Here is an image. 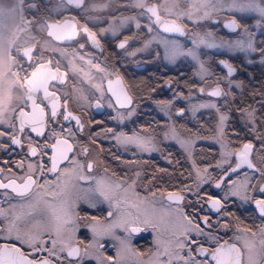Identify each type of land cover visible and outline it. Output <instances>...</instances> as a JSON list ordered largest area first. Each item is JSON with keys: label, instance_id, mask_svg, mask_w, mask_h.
Masks as SVG:
<instances>
[{"label": "flooded vegetation", "instance_id": "flooded-vegetation-1", "mask_svg": "<svg viewBox=\"0 0 264 264\" xmlns=\"http://www.w3.org/2000/svg\"><path fill=\"white\" fill-rule=\"evenodd\" d=\"M147 3H161V0H147ZM94 4L104 7L93 8ZM24 15L26 19L34 20L31 35L36 37L39 45L48 41L43 52L45 58L59 61L61 72L67 73L63 81H57L50 87V91L61 97V105L67 99V111L78 116L83 127L78 126L75 119L64 120V109L61 107L57 116L48 121L41 136L27 125L23 132L20 131L19 110L5 113L2 117L4 122L0 123V132L5 133L0 135V169L3 170L0 180L7 183L9 177L23 176L29 164L37 165L42 161L45 174L40 177V183L48 181L55 184L57 173L47 172V167L51 166V149H44L47 155L41 153L33 157L29 144L43 149L45 142H55L52 138L54 132L61 133L71 137L73 152L69 153L70 160L62 161L59 168H71L72 157L85 165L83 175L86 179L60 177L61 184L68 182L75 213L80 217H96L105 224L110 222L115 217H108V212L115 213L116 209L110 208L109 202L100 195V183H126L129 191L125 193L121 190L119 195L133 200L135 197L129 186L134 183V192L148 202L147 210L152 214L156 211L154 217L158 220V227L134 233L131 250L127 252L120 250L119 241L114 236L105 235L100 239L103 247L99 251L89 249L84 255L83 248L93 240V233L86 226L90 220L83 219L76 222L74 233L76 240L83 241L79 256L69 257L67 250L59 252L58 249L57 256H49L46 250L32 252L27 244L4 234H0V244H15L30 254V259L47 257L54 264H100L101 258L106 261L109 256L114 261L119 259L120 264H149L150 261L154 264L156 253L163 252L157 240L166 242L171 239L170 224L175 222L178 209H182L203 229L200 234H190L192 240L199 242L190 245L191 253L188 247L181 251L182 256L190 257L195 264L204 261L215 264L207 253L196 251L200 245L212 249L219 240L220 243L228 241L242 247L243 241L235 239L243 235L240 229L250 228L257 233L259 241L264 217L254 200L260 198L258 189L264 183V176L261 175L264 172V53L261 51L264 49V31L255 34L251 55L221 56L215 65L213 51L207 50L204 59L208 61L203 65L205 73L200 78L197 64L186 56L167 63L164 46L159 41L165 37L187 41L186 36L191 31L188 29H192L189 23L178 21L184 25L181 35L167 33L154 23V18L149 19L150 13L133 7V0H85L79 8L67 4L66 0H24ZM71 17L79 22L80 27V35L74 40L55 41L38 27L46 21L63 22ZM129 17L136 19H126ZM230 18H235L240 24L239 17ZM225 20L220 24V19L215 17L212 23L222 25L228 33L238 32L240 27L237 31L226 29ZM137 21L139 28L136 27ZM212 23L207 21L204 27L212 28ZM85 24L97 33L99 46L83 32ZM101 29L106 31L101 32ZM125 37L129 39L125 47L120 48L118 45ZM80 44L84 47L80 48ZM221 59L231 64L234 68L232 73L220 63ZM94 65H99L104 71H99ZM73 66L82 71H74ZM214 67L219 72L214 73ZM118 77L123 88L121 103L117 102L116 95L108 91L109 80L120 91V86L115 84ZM213 82L216 85L210 86ZM217 87L221 95L212 96L211 92ZM172 90L181 94V98L173 95ZM125 94L131 98V103L124 101ZM41 97L42 94L38 96L37 103H41ZM43 104L47 105L48 101H43ZM30 110L31 102H28L25 111ZM46 111L50 114V105ZM221 117H224L223 122ZM121 135L143 138L148 150L131 141L123 143L124 147L118 145L116 141ZM12 136L21 143L13 144ZM245 143L253 145L250 158L256 167L243 165L236 173L229 171L225 175L229 166H236L235 155L228 154L241 149ZM84 148L88 149L87 153ZM19 162H23V167L19 166ZM89 162L93 163L91 170L86 167ZM198 170L203 179L198 178ZM245 181L249 185L247 189L242 187ZM217 182L219 187H216ZM233 182L240 186L238 195L232 194ZM170 192L180 193L183 200H169ZM209 196L221 200L223 206L219 210L213 209ZM26 203L27 199L17 196L11 189H0V209L6 213L13 205L18 208ZM205 216L208 217L207 224L202 219ZM6 224L7 221L0 216V227ZM115 235L123 237L126 233L123 229H116ZM44 239L48 242L42 247L51 248L50 239L47 236ZM118 251H121L119 257ZM167 259L165 255L159 257L161 261ZM172 264L183 262L173 259Z\"/></svg>", "mask_w": 264, "mask_h": 264}, {"label": "snow or ice", "instance_id": "snow-or-ice-1", "mask_svg": "<svg viewBox=\"0 0 264 264\" xmlns=\"http://www.w3.org/2000/svg\"><path fill=\"white\" fill-rule=\"evenodd\" d=\"M179 2L180 0H173L171 6H169L167 0L163 4H148L147 0H135V6L150 13L149 19L152 20L154 18V23L163 27L164 31L182 32L184 25L178 23L181 17L187 16L188 19H192L193 13L199 14L201 9H203V14L198 15L197 18L208 19L213 12L220 10L217 4H220L221 7L224 4V0H216L215 3H213V0H193L188 9L177 11ZM66 3L69 5L74 4L79 8L84 5L85 0H66ZM92 7L104 6L94 4ZM227 7L230 10L239 12L257 13L260 17L257 24L264 22V0H228ZM167 16H175L176 18L167 19ZM126 19L135 20L136 18L129 17ZM33 24L34 20H28L24 15V0H7V2L6 0H0V123L4 122L2 117L5 113H15L19 110L20 131L23 132L27 125L31 127V131L42 136L48 121L54 119L59 109L63 107V119L66 121L75 119L77 125L82 128L83 125L80 123V118L73 116L70 111H67V99L61 105V97L55 91H50V87H53L57 81H63L67 73L61 72L59 61L54 62L51 58H45L43 52L48 45V41H45L43 45H39L36 37L31 35ZM78 24L79 22L74 17H71L65 18L63 22L46 21L43 24H39L38 27L41 31H46L47 36L55 41H66L74 40L80 35ZM226 26L233 29L241 27L235 18H232ZM136 27H140L139 21L136 22ZM244 27L245 31H247V26ZM82 30L94 44L100 45L97 33L92 31L87 24L82 26ZM149 30H151V25H149ZM100 31L104 32L106 30L101 29ZM128 39L129 37H125L118 46L124 48ZM79 47L83 48L84 44H80ZM248 47L253 48L251 40L248 43ZM53 50L55 51L56 49ZM261 51L264 53V49ZM80 59L83 60V57H80ZM88 63L91 64V61H88ZM94 67L99 71H104V69L99 68V65H94ZM73 70L82 71V69H77L75 66H73ZM232 71L233 69L229 67V72L231 73ZM113 83L111 80L108 81V91L116 95L117 102L121 103L120 92L123 91V88L120 78L118 77L115 81V84L120 86L119 92L117 88L113 87ZM97 87L100 86L98 85ZM200 91L203 92L204 89L201 88ZM41 94V103H37V98ZM211 95L220 96L219 87L213 90ZM43 101H48V104H43ZM124 101L131 103V98L125 94ZM28 102H31V110L25 111ZM49 105L50 114L46 111ZM211 106L214 107V105ZM181 111L183 110L181 109ZM223 120L224 117H221V122ZM12 127L14 128L15 125H12ZM0 135H5V133L0 132ZM52 138L55 142H45L43 149L29 144V152L31 156L36 157L41 153L47 155L44 149H51V166L47 167V172L57 173L55 184H51L48 181H44L43 184L40 183V177L45 174V165L42 161L37 165L29 164L27 172L23 176L9 177L7 183L0 180V189H11L17 196L27 199L26 204H21L18 208L13 205L7 213L0 209V216L7 221L5 226L0 227V234H4L6 237L14 236L21 244H27L32 252L46 250L49 256H57V249L59 252L67 250V255L71 257L81 254L80 245L83 244V241L76 240L74 233L76 222L82 219L90 220V223L86 224V226L90 227L93 233V240L83 248L84 255L88 254L89 249L99 251L103 247L100 244V239L105 235L114 236L119 241L120 250L127 252L131 250V237L134 233H140L148 228L157 229L158 220L147 210V200L141 199L134 192V183L129 186L133 190L134 200L127 196L121 197L119 195L121 190L125 193L129 191V189H122L121 184L106 185L103 182L100 183L98 188L100 195L109 202L110 208L116 209L115 213L112 211L108 212V217H115L110 222L105 224L96 217H80L75 213V205L69 193L68 182L65 181L61 184L60 177L76 176L79 179H86L87 177L83 175L85 165L72 157V167L60 169L59 165L62 161L70 160L69 153L73 152V144L70 142V136H63L61 133L54 132ZM11 139L13 144L19 145L21 143L15 136H12ZM126 140L136 143L144 150H148L147 142L141 137H126ZM252 150L253 145L245 143L241 149L236 150L234 153H229L228 155H235L236 166H229L225 170V175L229 171L236 173L243 165L255 168L256 166L250 158ZM83 151L87 153L88 149L84 148ZM19 166L23 167V162H19ZM86 167L91 170L93 163H87ZM256 170L260 171L259 169ZM2 171L0 169V172ZM203 171L207 172V169ZM261 175L264 176V172ZM197 176L203 179L200 177L199 170L197 171ZM220 179L223 180V177ZM219 186L220 184L217 182L216 187ZM248 186L247 181L242 185L245 189ZM239 187L234 183L233 195L239 194ZM53 188L60 190L54 191ZM258 191L261 195L260 198L254 200V203L260 215L264 217V183L260 184ZM153 195L155 194L153 193ZM244 198L249 199L247 196ZM168 199L180 201L183 200V196L180 193L170 192L168 193ZM208 201L213 209L219 210L223 206L221 200L215 197L209 196ZM177 211L178 215L175 222L170 224L171 239L166 242L157 240V244L162 245L163 252L158 251L156 253L157 259L154 264H172L173 259L180 260L183 264H195L190 257L182 256L181 251L188 247L189 253H191L192 248L190 245L198 244L199 242L192 240L190 234H200L203 229L199 223H196L185 214L182 209ZM202 219L205 224L208 223L207 216L202 217ZM224 227H227V225H224ZM116 229H123L126 236H116ZM240 231L243 235H238L235 239L243 241L242 247L238 246L237 243H229L228 241L220 243L219 240H216L217 246L215 248L208 249L200 245L196 251L207 253L215 264H264V226L260 228L258 242L256 239L257 233L252 232L250 228L240 229ZM45 236L50 239L51 248L45 249L42 247L48 242L44 239ZM209 238L216 239L212 236H209ZM121 251H118V257L121 255ZM29 255L15 244H0V264H54V261L47 257L37 260L30 259ZM160 255H165L168 259L166 261L159 260ZM106 261L107 264H120L119 259L114 261L111 256L107 257ZM106 261L101 258L100 264H106ZM149 264H153V262L150 261ZM200 264H207V262H200Z\"/></svg>", "mask_w": 264, "mask_h": 264}, {"label": "rangeland", "instance_id": "rangeland-1", "mask_svg": "<svg viewBox=\"0 0 264 264\" xmlns=\"http://www.w3.org/2000/svg\"><path fill=\"white\" fill-rule=\"evenodd\" d=\"M165 0H161V4H163ZM169 6H171L173 0H167ZM193 2V0H180L179 2V10L188 9L189 5ZM216 0H213L215 3ZM228 0H224L223 7L220 4H217V7L220 8L218 12H213L211 17L208 19H198V15L203 14V9L199 14L193 13V18L188 19L187 16L181 17L180 21H186L189 23V26L192 29L189 36H186L187 41L184 40H175L172 38L165 37L161 41V44L164 46L165 59L167 63H173L179 58L184 56L190 58L193 62L197 64V74L200 78H203V67L205 62H207V58L204 59L207 50H211L214 53L219 54L217 57L218 60L221 56L223 57H231L234 58L237 54H245L251 55L253 52V48L255 46V34L258 31H264V22L261 24H257V21L260 20V17L257 13L254 12H239L235 10H230L227 7ZM133 7L135 6V0H133ZM138 8V7H136ZM232 16L239 17L240 25L238 32L236 33H228L222 27V22L226 18H230ZM172 19H175V16H168ZM218 17L220 19V24L212 23V19ZM210 22L213 24L212 28L204 27L205 22ZM247 26V31H245V27ZM223 29H221V28ZM224 31V34H223ZM227 34H226V33ZM251 34V35H249ZM251 40L253 44V48L248 47V43ZM205 73V72H204ZM216 84L213 82L210 86H215ZM208 87V86H207ZM173 95H176L178 98H181V94L175 93V91H171ZM198 94V92H197ZM167 129V128H166ZM127 135H121L116 141L118 145L123 146L122 144H128L126 140ZM180 144V143H179ZM182 146V145H181ZM124 147V146H123ZM122 185V189H127L128 185L126 183L120 182ZM150 206V205H149ZM151 211V210H150ZM156 213V211H154ZM153 213V215H154Z\"/></svg>", "mask_w": 264, "mask_h": 264}, {"label": "water", "instance_id": "water-1", "mask_svg": "<svg viewBox=\"0 0 264 264\" xmlns=\"http://www.w3.org/2000/svg\"><path fill=\"white\" fill-rule=\"evenodd\" d=\"M231 19H232V18L225 20V21H224V26H225L226 29H228L229 31H237L238 28L233 29V28H229V27L226 26V24H227ZM159 26H160V25H159ZM160 27H161V26H160ZM161 29L164 30L163 27H161ZM165 32H167V31H165ZM183 32H184V29H183L182 32H167V33H172V34H179V35H181V34H183ZM220 63H221L222 65H224L225 68L228 69V71H229V67H231V64H230V63H228L225 59H221V60H220ZM231 68L234 70L233 67H231ZM231 73H232V72H231Z\"/></svg>", "mask_w": 264, "mask_h": 264}, {"label": "trees", "instance_id": "trees-1", "mask_svg": "<svg viewBox=\"0 0 264 264\" xmlns=\"http://www.w3.org/2000/svg\"><path fill=\"white\" fill-rule=\"evenodd\" d=\"M218 56H219V54L213 52L212 58H213V63H214L215 65L217 64V59H218L217 57H218ZM216 68H217V67H214V70H215ZM216 70H217V69H216ZM216 70L214 71V73H215V72H216V73L219 72V69H218L217 71H216ZM189 86H190V85H189Z\"/></svg>", "mask_w": 264, "mask_h": 264}]
</instances>
